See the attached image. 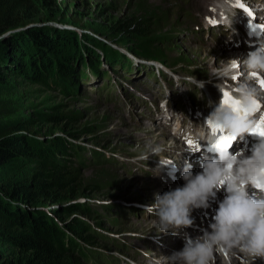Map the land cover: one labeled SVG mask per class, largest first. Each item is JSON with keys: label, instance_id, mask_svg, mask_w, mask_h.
I'll return each mask as SVG.
<instances>
[{"label": "trees", "instance_id": "16d2710c", "mask_svg": "<svg viewBox=\"0 0 264 264\" xmlns=\"http://www.w3.org/2000/svg\"><path fill=\"white\" fill-rule=\"evenodd\" d=\"M33 1L0 0V45L12 47L15 54L21 59L25 58L19 63L24 66L23 71L18 68L22 77L47 88H61L64 95L78 96L83 102L89 93L86 90L81 93V89L92 78L104 75L111 81L104 65L114 71L121 68L130 73L133 70V61L125 53L108 48L90 35L80 36L75 31L34 27L16 37H4L22 21L33 16L30 13L36 4ZM48 1L52 7L53 3ZM55 13L59 14L57 11ZM169 14V11L140 2L134 13L114 17L103 26L90 25V29L134 56L167 64L173 59L168 52L175 51L168 46L172 38L163 32L169 24ZM29 45L33 47L30 50L27 48ZM5 55L8 54L0 53V61ZM186 59L184 55H179L174 61L178 63ZM3 71L13 69L0 64V88L4 85L1 81ZM49 76L58 81L49 84ZM54 83L61 86H54ZM4 109L0 104V115ZM49 120L62 126L65 134V137H54L50 144L32 141L20 133L29 129L30 125L19 119L8 121L10 126L0 133V172L10 167L18 176L22 171L21 163L28 160L36 167L19 181L0 183V235L3 234L6 244L15 250V253H9L7 263L92 264L95 252L91 248H105L110 240L99 232L110 230L104 227L101 219L108 217L112 210L119 213L122 210L115 204L101 205L99 209L105 212L103 217L97 208L90 207L88 203H77V200L83 196L90 199L100 197L95 195L102 193L111 198L109 200L117 199L113 190L119 176L102 171L103 174L96 178L85 180L81 172L87 165L85 154L88 148L74 141H83V136H92L90 141L85 142L101 146L99 141L102 136L97 135L95 126L79 128V114H56L50 116ZM95 155L98 157L99 154L95 152ZM45 205L54 208L45 210ZM81 217L94 221L84 223ZM111 222L115 227L120 225L117 217Z\"/></svg>", "mask_w": 264, "mask_h": 264}, {"label": "rangeland", "instance_id": "374dc122", "mask_svg": "<svg viewBox=\"0 0 264 264\" xmlns=\"http://www.w3.org/2000/svg\"><path fill=\"white\" fill-rule=\"evenodd\" d=\"M34 1L36 4L30 12L33 16L22 21L17 28L7 32V36L16 37L18 34L34 27H56L64 31H75L80 36L90 35L105 44L108 48L116 49L118 47L116 43L106 37L99 36L96 31L90 29V25L94 27L103 26L107 21L114 17L124 14H132L138 9V4L143 2L158 9L160 8L165 12L169 11L170 13L169 24L167 25V28H164L163 30V32H167V35L169 34L170 38H172V41L169 42L168 46L175 50L174 52L169 51V56L171 55L174 58H177L179 55H184L192 60L208 64L214 61L213 57L217 60L218 56H221L222 49L225 45L224 39L218 41L213 38L212 35L208 34V28L205 26V16L210 14V7L214 6L216 0H50V2L53 3L52 7H50L48 0H38V4L37 0ZM56 11L59 12V14H56ZM188 13L193 15V20L187 21ZM57 15L59 16L55 17ZM180 17L182 18L181 29ZM75 22L80 24H75ZM195 28L201 31H194ZM27 48L30 50L33 47L29 45ZM118 50L123 51V48L118 47ZM0 53L8 54L5 55L3 61H0L1 66L13 69V71L9 72L3 71L5 73L1 77V81L4 82V85L0 88V104L4 106L5 109L0 115V133L10 126L7 124L8 121L19 119L23 123L30 125L29 129H24L20 133L25 134L27 137L31 138L32 141L34 140L36 142L50 144V141L54 137H65V134L61 130L63 127L58 126L57 122H51L49 120L50 116L71 113L73 115H80L81 122L78 125L79 128H83L86 125L96 127V130H98L97 135L102 136L99 141V144H101L100 147H136L137 143L133 141L136 137L133 129L141 128L142 118L150 115L151 111L143 107L141 101L132 97V94H134L132 88H130V96H125L123 90H119L121 83H123L126 88L128 87L127 85H132L138 92L148 94V99H151L153 102L158 98H164L163 90L159 88L160 84L158 86L156 85L157 83L148 84L149 82H147L145 78L147 75L146 69L139 67L130 77L123 75L122 71L117 74L111 72V75L117 84V88L115 91H112L110 95L104 90L96 92L93 86L100 87L102 81L99 79H93L81 89V93L85 92V90L89 93V96H87L82 102V100H79L78 96L73 97L70 94L64 95L61 88H47L45 85L33 83V81L22 77V73L18 68H21L22 70L24 66L19 65V63L23 62L25 58L21 59L15 54L12 47L9 48L6 45H0ZM30 57L32 56L30 55ZM190 59H187V62L192 68H196L195 66H198L199 63L196 62L192 65ZM14 60L18 61L15 62ZM184 64L188 65L186 63ZM104 68L107 67L104 66ZM201 70L206 72L208 71V68L202 66ZM152 71L157 73V76L161 75L159 72L160 70L156 68ZM164 74L165 75H161L163 78L166 77L164 81L166 83L168 81L170 82L167 86L169 89V107H172L173 105H177L181 102L182 98H185L188 95L189 91L194 87V83L191 82V77H183L179 75L178 79H174L168 72H164ZM33 77L35 78L34 75ZM148 77L152 79L155 78L151 71H148ZM48 80L49 84L58 81V79L51 78L50 76L48 77ZM146 84L150 86L146 87ZM53 85L61 86L59 83H54ZM82 96L83 94L81 95V98ZM198 98L205 105L208 104L206 100L201 98L200 91L198 92ZM158 137L162 142L166 135L162 134ZM83 139V141H90L92 136H83ZM140 143L150 144L151 142L141 141ZM90 145L91 144H89V146ZM2 146L4 147L5 145ZM6 147L7 146H5V148ZM19 149L24 150L23 147H19ZM85 157L87 161L90 162L89 167L81 172L85 180L94 179L97 175L103 173L117 175L119 177H116L115 182L117 184L116 188L113 190V194L118 198L140 199L142 188L147 187V190H143V195L147 197V203H150L149 198L153 193V190H151L153 188L149 185L138 183L136 179L132 178L131 172L128 168L114 165L109 169L101 170L102 166L94 165L89 154ZM20 166L22 171L18 174L19 177L10 167L1 171L0 183L9 182L11 180L19 181L24 175L36 170V167L29 160L21 163ZM102 171L104 172L102 173ZM95 196L100 197H92L90 199L87 198L88 196H83L76 200L77 203H83L86 205L88 203L90 204V207L92 205L96 208L97 206L95 203L97 200L103 201L111 199L105 197L103 193L102 195L98 194ZM43 208L48 210L49 208H54V206L45 205ZM110 215L111 214H108V218ZM154 219V217H147L141 214V212H139L138 215H130L129 213H126L123 217V221L120 223V228L127 232L135 231L147 234L153 230L152 221ZM81 220H83L84 223H93L94 221L89 217H81ZM101 220H103V224H106L104 227L110 229V232L119 233L116 228H111V220L106 217ZM139 226H149L150 230H143L139 228ZM5 229L9 230V228ZM124 234L125 233L118 236V241L120 242L119 245H110V248L117 252L123 250L127 254H132L134 252L131 250L132 247L139 246V244L131 238L123 237ZM2 235H0V263L8 264L7 261L9 259H7V257L9 256V253H15V250L6 244ZM123 243L127 248L124 246L122 247L121 244ZM129 250H131V252ZM105 253L110 254L108 251H105ZM116 261L117 263H115ZM118 263L127 264L124 260H119L117 257H111L110 261L103 262V264ZM217 264H221V262H218L217 260Z\"/></svg>", "mask_w": 264, "mask_h": 264}, {"label": "clouds", "instance_id": "9594fccd", "mask_svg": "<svg viewBox=\"0 0 264 264\" xmlns=\"http://www.w3.org/2000/svg\"><path fill=\"white\" fill-rule=\"evenodd\" d=\"M234 6L235 0H216L212 10L227 22L226 13ZM261 20L255 27L249 21L254 32L259 28L264 33V18ZM213 60L216 63L215 57ZM209 75L216 78L215 87L222 93L219 102H209L213 110L203 122L207 134L202 139L211 148L186 150L200 152L198 172L189 159L177 163L160 158L156 169L161 172L172 165L180 170L182 166L184 183L156 193L144 212L155 218L152 224L157 235L171 234L183 241L180 250L165 256L167 264H217V257L222 258L221 264H249L248 258L264 261V135H260L264 128V39L243 58L221 59ZM190 80L200 89L205 87V81ZM226 92L231 96L227 103ZM225 135L233 138L231 144L217 147ZM248 135L258 137L257 142L232 151L233 143ZM151 151L158 155L161 149L157 146ZM210 209L206 227L196 235L187 231L196 225V210L207 216Z\"/></svg>", "mask_w": 264, "mask_h": 264}, {"label": "snow or ice", "instance_id": "6c2138e0", "mask_svg": "<svg viewBox=\"0 0 264 264\" xmlns=\"http://www.w3.org/2000/svg\"><path fill=\"white\" fill-rule=\"evenodd\" d=\"M224 97H225V102H229L231 100V96L229 93H225L224 94ZM236 103V102H234ZM260 135H264V128L260 129ZM232 137H229L227 135L223 136L222 139H221V142L217 145V147H226L228 145L231 144L232 142Z\"/></svg>", "mask_w": 264, "mask_h": 264}, {"label": "bare ground", "instance_id": "6f19581e", "mask_svg": "<svg viewBox=\"0 0 264 264\" xmlns=\"http://www.w3.org/2000/svg\"><path fill=\"white\" fill-rule=\"evenodd\" d=\"M152 63V60L151 59H146V65H147V67H149V65ZM174 64H172V66H173ZM165 75V74H164ZM167 75V74H166ZM171 75V74H170ZM130 252H131V250H129ZM133 254V253H132ZM120 260V259H119ZM217 260H218V262H221V260H222V258L221 257H217ZM234 262H237V261H234ZM115 263H117V261L115 262ZM118 264H120V263H118Z\"/></svg>", "mask_w": 264, "mask_h": 264}, {"label": "water", "instance_id": "95a60500", "mask_svg": "<svg viewBox=\"0 0 264 264\" xmlns=\"http://www.w3.org/2000/svg\"><path fill=\"white\" fill-rule=\"evenodd\" d=\"M5 36H7V34H5L4 37H5ZM0 39H2V37H1Z\"/></svg>", "mask_w": 264, "mask_h": 264}]
</instances>
